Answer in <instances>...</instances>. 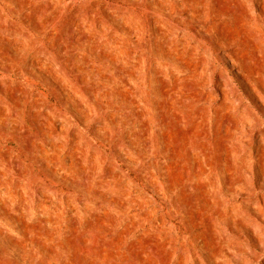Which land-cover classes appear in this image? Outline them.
Wrapping results in <instances>:
<instances>
[{
	"label": "rangeland",
	"instance_id": "obj_1",
	"mask_svg": "<svg viewBox=\"0 0 264 264\" xmlns=\"http://www.w3.org/2000/svg\"><path fill=\"white\" fill-rule=\"evenodd\" d=\"M185 2L0 0V264H264V0Z\"/></svg>",
	"mask_w": 264,
	"mask_h": 264
},
{
	"label": "bare ground",
	"instance_id": "obj_2",
	"mask_svg": "<svg viewBox=\"0 0 264 264\" xmlns=\"http://www.w3.org/2000/svg\"><path fill=\"white\" fill-rule=\"evenodd\" d=\"M172 1V0H170ZM186 0H173L174 5L177 7V9H188L187 4L185 2ZM191 10V9H190ZM188 15H193V12L190 11ZM250 17V16H249ZM243 22L247 25H249L252 29H254L257 34L264 36V18H261V20L257 19L256 22L253 24L250 19H243ZM220 30V31H219ZM218 33H221L223 29H219ZM230 59L234 64H236V61L234 58H231V55L228 54ZM248 59V58H247ZM261 59V58H260ZM249 65L252 64L250 60H248ZM259 63V62H258ZM241 72V69H238ZM262 99V98H261ZM264 103V102H263Z\"/></svg>",
	"mask_w": 264,
	"mask_h": 264
}]
</instances>
